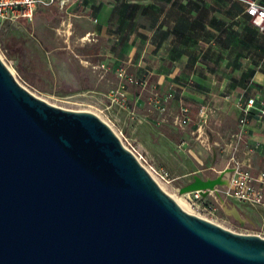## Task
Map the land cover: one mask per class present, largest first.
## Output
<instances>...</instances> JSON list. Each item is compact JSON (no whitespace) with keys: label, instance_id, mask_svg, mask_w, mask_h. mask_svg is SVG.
I'll return each mask as SVG.
<instances>
[{"label":"water","instance_id":"1","mask_svg":"<svg viewBox=\"0 0 264 264\" xmlns=\"http://www.w3.org/2000/svg\"><path fill=\"white\" fill-rule=\"evenodd\" d=\"M226 172L179 193L206 198ZM0 264H264V238L189 214L105 121L42 101L0 59Z\"/></svg>","mask_w":264,"mask_h":264},{"label":"crops","instance_id":"2","mask_svg":"<svg viewBox=\"0 0 264 264\" xmlns=\"http://www.w3.org/2000/svg\"><path fill=\"white\" fill-rule=\"evenodd\" d=\"M77 1L84 7L76 8L85 10L74 19L75 33L70 29L72 20L68 25L63 22L61 27L69 31L58 32L57 37L67 48L52 52L55 58L58 51L69 59L78 57L85 70L91 65L104 73L97 84L85 72L86 94L96 86L106 89L117 84L123 70L144 82L150 93L173 95L174 108L179 100L187 106L190 136L201 126L206 136L225 148L215 153L223 157L222 166L240 131L243 113L238 104L250 98L257 105L264 103V31L251 24L246 4L242 0ZM257 2L264 6V0ZM51 8L60 10L57 4ZM62 62L76 65L72 59ZM251 113L237 158L250 159L253 172L260 173L264 172V121ZM255 145L259 148L249 154ZM220 202L230 207L226 199ZM239 207L264 211L261 206L239 203ZM253 213L244 216L243 223L257 230L264 219L257 210Z\"/></svg>","mask_w":264,"mask_h":264},{"label":"rangeland","instance_id":"3","mask_svg":"<svg viewBox=\"0 0 264 264\" xmlns=\"http://www.w3.org/2000/svg\"><path fill=\"white\" fill-rule=\"evenodd\" d=\"M83 4L73 0L69 8L41 9L36 12L31 23L0 21V57L7 68L13 71L17 82L54 107L91 112L102 117L147 171L165 177L163 187L170 196L178 197L179 189L193 181L195 175L215 179L226 168L229 158H224L226 161L221 166L223 157L219 159L218 155L206 150L190 136V129L176 127L175 118L182 109L187 108L181 100L178 99L180 104L174 108L171 104L175 101L173 95L150 93L144 82L128 77L123 70L118 74L117 84L106 89L96 86L86 94L89 85L85 80V72L93 75L97 84L104 73L91 65L85 70L81 59L75 56L70 59L76 65L62 62L70 60L63 51H58V57L55 58L53 48H67L63 39L57 37L58 32L64 35L69 31L61 27L62 23L68 25L72 20L70 29L75 33L77 27L74 19L82 16L85 10L77 9L76 5ZM235 140L238 145L237 158V153L245 144L241 142L242 138ZM220 199L225 197L209 199L218 209L216 214L200 216L237 234L254 235L257 232L247 223L241 225L233 217L231 209H236L242 219L250 213L254 216L253 211L257 210L261 220L264 219L263 210L241 209L239 202L228 199L231 208H225Z\"/></svg>","mask_w":264,"mask_h":264},{"label":"built area","instance_id":"4","mask_svg":"<svg viewBox=\"0 0 264 264\" xmlns=\"http://www.w3.org/2000/svg\"><path fill=\"white\" fill-rule=\"evenodd\" d=\"M73 0H0V21L5 23L15 22H28L34 21L37 11L44 8H51L56 4L60 9H64L70 5ZM247 6V14L251 18V24L257 27L261 32L264 31V6H261L257 0H242ZM241 112L243 113L239 121L240 131L236 138L241 140L245 133V126L248 123L249 118L252 115V111H255L259 121H264V103L257 105V101L254 98H250L245 104H238ZM191 122L187 109H182L174 120L176 127L186 129ZM192 136L197 142L203 145V147L213 153L222 151L225 148L212 139L206 136L205 129L201 126L197 130L192 132ZM231 153L229 156V162L224 170H227L223 181V186L216 187L214 191H210L208 196L204 198L199 191L180 195L178 191V197H182L188 204L190 211L193 215L200 218V214L214 215L217 213V207L209 202V199L220 198L224 196L225 199L247 204L250 206H261L264 209V172H253L251 160L241 162L235 158L237 152V143H230L229 145ZM259 145H255L249 149V154H252L254 150L258 149ZM140 161V160H139ZM223 170V171H224ZM148 173L151 172L147 171ZM158 179L164 182L165 177L158 175ZM153 177V176H152ZM180 190V189H179ZM204 219V218H203ZM254 232L264 238V222L260 229Z\"/></svg>","mask_w":264,"mask_h":264},{"label":"bare ground","instance_id":"5","mask_svg":"<svg viewBox=\"0 0 264 264\" xmlns=\"http://www.w3.org/2000/svg\"><path fill=\"white\" fill-rule=\"evenodd\" d=\"M1 58V57H0ZM1 60H2V58H1ZM3 61V60H2ZM9 71H10V73L13 75L14 73H12L13 71L12 70H10L9 69ZM97 116V115H96ZM98 117V116H97ZM100 118V117H99ZM102 121H104L103 119H102V117L100 118ZM110 127V126H109ZM111 128V127H110ZM112 129V128H111ZM112 131L114 132V130L112 129ZM117 135V134H116ZM151 175L153 176V178L155 179V181H156V183L158 184V186L160 187V189H162L163 191H166V189H164V187H163V183L158 179V177H157V175H154L153 173H151ZM168 193V192H167ZM172 198H173V200L174 201H176L178 204H182L186 209H187V212L189 213V214H192L193 215V213L190 211V209H189V206H188V204L185 202V200L182 198V197H175V196H171ZM240 216V215H239Z\"/></svg>","mask_w":264,"mask_h":264}]
</instances>
